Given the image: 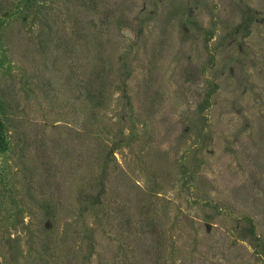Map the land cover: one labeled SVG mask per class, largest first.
<instances>
[{"label": "rangeland", "instance_id": "obj_1", "mask_svg": "<svg viewBox=\"0 0 264 264\" xmlns=\"http://www.w3.org/2000/svg\"><path fill=\"white\" fill-rule=\"evenodd\" d=\"M0 126V264H264V0H0Z\"/></svg>", "mask_w": 264, "mask_h": 264}, {"label": "trees", "instance_id": "obj_2", "mask_svg": "<svg viewBox=\"0 0 264 264\" xmlns=\"http://www.w3.org/2000/svg\"><path fill=\"white\" fill-rule=\"evenodd\" d=\"M251 19H252V17H250L248 19V21L245 20L244 22H246V24L245 25H241V26H243L244 29H247L249 27V24L251 23ZM124 56H125V59L123 61L124 66L122 67V69H123V71L125 73H128L130 71V62L128 60L129 55L125 54ZM95 67H94L95 69H93L91 71L94 74L93 75L91 74L92 79H90V80H92L93 82L95 81V82L98 83V89H97L98 90L97 98H98V97H101L103 93H106L108 91V89H109L108 88V83L109 82H107V78L109 77V74L112 73L115 69L111 68V67H107L105 62L102 61V60H101L100 63L96 64ZM128 74H130V73H128ZM106 84H107V86H106ZM94 97L96 98V95ZM94 97L92 98L93 101H94ZM206 101L208 102V99H206ZM95 102H96V104L99 103V101L97 102V100ZM204 109H205V106H201V110L202 111L200 113L203 114V110ZM203 117H205L204 114H203ZM0 145H1L2 148L6 145L5 137L3 135L2 126H0ZM104 180H105V177L103 175H101L98 178L97 182L95 181L94 184H89L88 185V182L86 180L81 179L80 181H82V182L79 184L78 191H77V196H76L77 204L78 203H81V204L82 203H89V202H91V204H94L96 202H99V194L96 195V196H90V194H91V190L90 189L93 190L94 188H96L95 187L96 185L97 186L99 185V186L102 187V185L104 184ZM86 194H88V195H86ZM59 213H60V209H58V214ZM58 220H59V218H58ZM58 232H59V226H58ZM251 232H252V234L254 236V230L253 229H252ZM58 252H59V247H58Z\"/></svg>", "mask_w": 264, "mask_h": 264}]
</instances>
